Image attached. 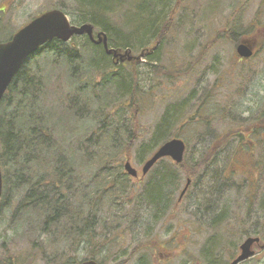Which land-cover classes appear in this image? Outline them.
<instances>
[{
    "label": "trees",
    "instance_id": "1",
    "mask_svg": "<svg viewBox=\"0 0 264 264\" xmlns=\"http://www.w3.org/2000/svg\"><path fill=\"white\" fill-rule=\"evenodd\" d=\"M70 1L76 7L72 11L77 16V25L89 23L97 31H103L109 48L130 50L139 55L148 52L143 60L145 64L150 61L151 72L158 78L159 86L190 73L161 65L159 57L162 46L177 28V11L186 10L189 0H105L102 3L92 0L94 4L89 0ZM127 13L131 14L133 22L128 20ZM259 21L257 18L254 23L260 25ZM249 29L234 24L223 36L238 47ZM83 37L87 42L81 49L75 41ZM220 39V34L213 38L201 56ZM47 53L52 57L51 60L43 57L51 70L47 74L52 76L60 71L63 74L64 82L58 89L48 85L50 78L44 77L46 68L29 66L32 58ZM37 55L15 77L0 105L2 199L9 197L10 202H14L10 209H15L12 213L18 222L36 215L42 220H39L40 227L37 224L41 234H57L64 251L75 252L61 261L62 264L82 262L79 251L88 253L84 261L104 264L101 254L121 241L117 225L127 218L121 208L132 203L129 185L135 179L125 171L126 161L140 145L137 160L145 164L149 155L172 139L166 131L172 128L175 116H178L177 124L192 125L194 120H199L194 117L180 120L183 107L173 104L166 109L147 141V134L140 133L139 103L155 94L154 90H145L141 74L134 72L128 63H115L103 45L93 44L87 36H76L67 44L55 40ZM196 64L193 62L189 68ZM201 111L208 112L206 107ZM211 120L204 118L199 124L214 123V119ZM249 127L243 129L244 134L232 131L216 136L209 148L210 157L197 167L186 166V160L181 164L167 158L160 160L148 173L138 198L139 206L153 210L154 220L161 221L183 200L181 188L185 177L181 174L186 175L185 186L189 179L193 184V177L205 166L204 162L216 158L229 140L245 142L251 136L254 141L259 130L264 131V115L259 124ZM251 155L254 157L252 151ZM164 160L170 162L163 163ZM233 165L230 173L237 174ZM256 165L262 170L258 162ZM104 214L108 216L103 218ZM219 216L215 217L218 223L212 222L209 228L216 229V224L227 226L225 214ZM224 237L227 235L223 233L216 239L207 238L200 260L190 259V263L230 264L237 251ZM6 245L3 244L4 249ZM39 246L33 243L23 255L11 254L10 249H5L6 252L0 254V264H35L45 253ZM157 249L158 244L155 248L142 245L138 251L147 252L148 257L144 255L142 259L153 262ZM53 257V264H60L58 255Z\"/></svg>",
    "mask_w": 264,
    "mask_h": 264
},
{
    "label": "rangeland",
    "instance_id": "2",
    "mask_svg": "<svg viewBox=\"0 0 264 264\" xmlns=\"http://www.w3.org/2000/svg\"><path fill=\"white\" fill-rule=\"evenodd\" d=\"M90 1L94 4L92 0L88 2ZM93 1L102 3L105 0ZM74 8L76 7L70 0H0V10H5L0 12V43L8 41L38 15L54 9L69 14L70 21L77 25V16L72 11ZM130 15L127 13L128 20L133 22ZM176 15L177 28L159 51L160 63L163 66L181 69L179 70L181 73L190 71L189 74L178 77L175 82L164 81L163 86H159L158 78H154L151 72L150 61H146L145 64L144 57L139 62L126 57L123 62L118 60L117 64L128 63L134 72L141 74V82L145 90H154L156 98L151 96L139 103L138 119L142 130L140 133L147 134V141L168 107L181 104L183 107L179 116L181 120L197 116V106L204 103L208 112L201 111L200 116L205 118L209 116L214 119V123L205 122L200 125L199 123L204 120L199 118V121L194 120L192 125L183 122L177 124L178 116H175L172 128L166 131L172 139L178 138L186 142L187 153L182 162L186 160L184 162L186 166L197 167L209 156V148L216 136L232 131H240L244 134L246 133L244 128L247 126L253 128L263 118L264 0H189L186 10L179 9ZM257 18H260V25L254 23ZM234 24L242 25L246 29L250 28L246 31L243 41L250 40L254 45L253 58L243 59L241 62L242 58L236 52L237 46L224 38V31ZM255 24L258 26L257 29ZM218 34L221 39L208 52L206 51L207 53L205 52L206 55L201 56L204 48ZM75 42L78 48L82 49L87 39L77 38ZM138 55L132 54L133 57ZM43 57L47 60L52 58L49 53L45 56L37 55L31 59L29 66L33 69L37 66L46 68L44 77L46 75L47 79L50 78L48 85L55 89L60 88L61 83L64 82L62 72L52 76L47 74L51 70ZM193 62L197 63L196 66L189 68ZM203 95L205 97L202 102L191 103V99L198 100ZM251 140H253L251 136L245 142H240L238 139L229 140L228 145L216 158L204 162L205 166L193 177L192 187L188 191L185 190L184 185L186 175L181 174L182 178L185 177L181 190H185L186 195L175 210L168 212L159 222L154 220L153 210L139 206L138 198L144 190L149 174L142 180L144 163L140 164L137 160V149L140 146L138 145L130 162L138 171L139 177L129 185L132 188L131 205L125 204L121 208L127 218L117 225L118 237L121 241L116 245H110L101 254L103 263L191 264L190 259L200 260L207 238L216 239L223 233L227 235L224 238L228 245L235 248L237 254L247 237L260 236L263 245L264 131L259 130V135L254 141ZM152 155H149L148 159ZM170 160H164L163 163H169ZM257 162L262 170L256 165ZM232 165L238 170L237 174L230 173L229 168H232ZM179 195L180 192L175 198V204ZM1 200L0 249L3 252L0 254L5 253V249H10L11 254L23 255L33 243L40 245L39 249L42 248L45 252L35 264H53L55 254L59 257L58 262L62 264L61 261L75 254L72 251H64L57 234L51 236L41 234L38 226L40 227L42 220L36 215L32 214L29 217L32 219L23 218L18 222L12 213L15 209L13 211L10 209L14 202H10L9 197ZM219 214L220 216L225 214L227 226L224 225L223 228L222 225L216 224V229L209 228L212 222L218 223L215 217ZM107 216L104 214L103 218ZM260 233L262 235H258ZM4 243H7L5 249ZM157 244L156 260L153 262L143 260L142 256L148 257V253L138 249L142 245L155 248ZM255 252V257L242 264H264V249L255 247ZM78 254L81 261H84L88 255L85 251H79ZM30 261L29 263H32Z\"/></svg>",
    "mask_w": 264,
    "mask_h": 264
},
{
    "label": "water",
    "instance_id": "3",
    "mask_svg": "<svg viewBox=\"0 0 264 264\" xmlns=\"http://www.w3.org/2000/svg\"><path fill=\"white\" fill-rule=\"evenodd\" d=\"M88 36L89 40L95 45H103L108 55H112L115 63L118 60H125L126 57L131 60L140 61L144 57L142 53L138 57H133L130 50L123 54L121 50L109 48L108 37L103 32H97L94 25L83 24L73 25L69 17L61 10L55 9L43 13L30 23L22 27L7 43L0 44V105L12 84L15 77L27 61L40 51L47 43L53 40H59L63 43L69 42L75 36ZM237 53L240 57L248 59L253 56V51L249 41L242 42L237 47ZM186 144L183 140L175 138L163 144L144 164L142 175L146 176L149 171L162 159L171 158L175 163L180 164L184 159ZM125 171L133 178L138 177V171L132 166L130 160L125 163ZM190 181H188V184ZM3 192V179L0 168V200ZM255 247L264 249L259 237H249L240 247V254L231 264H241L256 254ZM67 264H99L96 261H84Z\"/></svg>",
    "mask_w": 264,
    "mask_h": 264
},
{
    "label": "flooded vegetation",
    "instance_id": "4",
    "mask_svg": "<svg viewBox=\"0 0 264 264\" xmlns=\"http://www.w3.org/2000/svg\"><path fill=\"white\" fill-rule=\"evenodd\" d=\"M0 12H5V10H0ZM55 42V41H54ZM49 45V44H48ZM48 45L47 46H45V48L44 49H46L47 47H48ZM251 48L253 49V53H254V55H255V51H254V45L252 44V42H251ZM147 54H148V52H147ZM146 54V55H147ZM150 54V53H149ZM203 91V90H202ZM205 97V95H203L200 99H196V98H193V99H191V103L192 104H198V103H200V102H202V99ZM191 107H192V105H191ZM204 108V103H202V104H199L198 106H197V111L198 112H196V114H198L197 116H194L195 118L194 119H197V120H199V118L201 119V120H204V116H200V112H201V110ZM207 118V120L208 121H212L211 120V118H209V117H206ZM205 118V119H206ZM193 119V120H194ZM208 124H210V123H208ZM186 195V194H185ZM184 195V196H185ZM184 196H182V199H183V197Z\"/></svg>",
    "mask_w": 264,
    "mask_h": 264
}]
</instances>
